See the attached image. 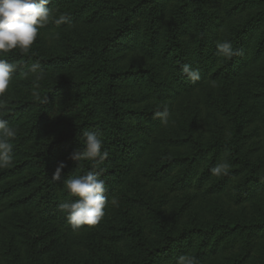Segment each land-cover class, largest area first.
<instances>
[{
    "label": "trees",
    "instance_id": "trees-1",
    "mask_svg": "<svg viewBox=\"0 0 264 264\" xmlns=\"http://www.w3.org/2000/svg\"><path fill=\"white\" fill-rule=\"evenodd\" d=\"M48 7L71 21L40 30L52 37L50 50L36 45L2 57L19 67L3 112L17 136L12 166L0 169V221L9 233L0 264H80L74 240L92 238L107 217L134 256L102 264H176L185 254L208 264L220 253L223 264H264V0H51ZM222 40L243 55L217 56ZM35 61L44 69L38 82L21 74ZM184 63L200 80L181 72ZM205 85L219 96L209 116L184 135L167 134L173 104ZM165 108L167 123L153 118ZM201 121L212 124L209 133ZM82 130L103 140V162L69 159L82 150ZM60 162L67 167L53 181ZM224 162L227 175H213ZM100 169L105 215L73 230L57 207L76 199L63 182ZM140 175L136 193L126 194ZM159 183L190 192L185 210L200 193L205 221H171L168 200L154 196ZM136 213L147 225L136 224Z\"/></svg>",
    "mask_w": 264,
    "mask_h": 264
},
{
    "label": "clouds",
    "instance_id": "clouds-1",
    "mask_svg": "<svg viewBox=\"0 0 264 264\" xmlns=\"http://www.w3.org/2000/svg\"><path fill=\"white\" fill-rule=\"evenodd\" d=\"M51 0H0V169L12 166L14 161L13 141L17 136V129L9 121L3 118V112L7 107L6 93L9 90L13 75L19 65L2 58L4 55L18 50L21 54H27L32 49L34 42L41 29L49 23L56 25L70 24L71 21L64 13L58 16L53 15V10L48 7ZM216 55L227 59L233 56L243 55L242 50L233 47L228 40L216 42ZM181 72L191 81L200 80L199 69H194L190 64L184 63L180 66ZM24 76L32 74L35 81L44 78V69L39 61L32 62ZM39 84H34L33 96L40 100L41 97L35 89ZM48 97H44L42 102H47ZM169 113L167 108L163 111L153 113V118H159L162 123H167ZM83 147L74 149L69 159L79 162L89 160L93 162H103L109 155L108 151H102L103 140L98 133L82 130ZM67 167L64 162H60L53 172V181H59L62 170ZM229 165L224 162L211 169L216 176L227 175ZM100 171L89 170L83 174L71 175L63 182L67 192L76 199L65 200L58 204V211L66 214L68 225L73 230H78L81 226H94L100 222L105 215L106 204L108 203L105 181L100 179ZM115 204V200L111 201ZM176 264H197L195 257L181 255L176 258Z\"/></svg>",
    "mask_w": 264,
    "mask_h": 264
},
{
    "label": "rangeland",
    "instance_id": "rangeland-1",
    "mask_svg": "<svg viewBox=\"0 0 264 264\" xmlns=\"http://www.w3.org/2000/svg\"><path fill=\"white\" fill-rule=\"evenodd\" d=\"M52 37L47 35L45 38L42 37L41 32H39L36 41L34 42L32 49L36 48V45L39 47H44L46 51H49L50 44H52ZM19 52L18 50H14ZM28 54V53H27ZM214 86L205 85L195 92L188 94L184 97H180L178 101L173 104V117L167 125L166 128L167 134H170V130L175 129L178 135H184L186 131L190 129L191 126L195 125L198 121V118L202 115H205L207 118L211 112L212 107L210 106L214 100H217L218 97L214 92ZM205 118V121L207 122ZM201 127L206 132L209 133L211 125L208 126L204 121H201ZM208 123V122H207ZM197 125V124H196ZM200 125V124H199ZM198 128V126H197ZM196 128V131H197ZM172 152L170 155H172ZM139 182H143L141 175L135 179V181L128 182L126 184L127 189L125 190L126 194L136 193V187ZM159 186L154 188V196L157 198H162L163 200H168L169 212L168 215L170 220L173 221V218L184 221L186 219H194L199 221H205L208 214L206 213L207 204L203 202L204 197H200L198 194V199L193 203L195 208L192 207V210L189 208L185 210L187 206L186 196L189 193L181 192L179 190H169V186L166 187L165 183L157 184ZM125 186V187H126ZM202 201L196 205V203ZM208 200V199H207ZM206 201V199H205ZM189 203V202H188ZM178 215H175L176 213ZM108 218V217H107ZM107 218L103 219L100 224L95 228L93 232V237L87 238V235L79 241H75L77 247V255L80 261V264H102L104 262L118 263L123 260L132 258L134 255L129 250L128 244L124 240L119 238L120 234L117 230L108 229ZM136 224L138 222L147 225V221L144 219H138V213H136ZM9 233L5 229L4 221H0V247L1 243L5 238H8ZM81 236V235H80ZM78 236V237H80ZM5 255L0 248V258ZM7 256L5 255V258ZM225 263L224 254L220 253L218 258L211 261L208 264H223Z\"/></svg>",
    "mask_w": 264,
    "mask_h": 264
}]
</instances>
